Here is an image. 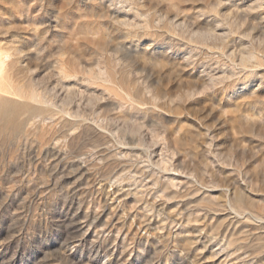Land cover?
Listing matches in <instances>:
<instances>
[{"label":"rangeland","instance_id":"obj_1","mask_svg":"<svg viewBox=\"0 0 264 264\" xmlns=\"http://www.w3.org/2000/svg\"><path fill=\"white\" fill-rule=\"evenodd\" d=\"M0 42V264H264V0H0Z\"/></svg>","mask_w":264,"mask_h":264},{"label":"bare ground","instance_id":"obj_2","mask_svg":"<svg viewBox=\"0 0 264 264\" xmlns=\"http://www.w3.org/2000/svg\"><path fill=\"white\" fill-rule=\"evenodd\" d=\"M219 15V14H218ZM223 19V18H222ZM221 21V20H220ZM219 24V23H218ZM218 26V25H217ZM218 27H220V25L218 26ZM218 29V28H217ZM201 33V32H200ZM207 34V33H206ZM221 34H222V32H221ZM219 35V34H218ZM245 38V37H244ZM9 42V41H8ZM1 43V42H0ZM6 43V42H5ZM14 48V47H13ZM241 49V48H240ZM12 50V49H11ZM17 50V49H16ZM19 51V50H18ZM14 54V53H13ZM18 54V53H17ZM11 55H12V53L10 52V50H8L7 48H6V46H5V48L4 47H0V102H2L3 100L5 101H9V98H10V101H11V99L13 98V97H15V98H22V97H26V98H24L25 100H28L29 101V98H32L33 100H35V98L37 97L36 96V94H38V93H34V92H32V91H27V89L26 90H24V89H22V90H19V91H16L15 89V83L16 82H14L15 80V78H14V60H11ZM13 58V57H12ZM20 63V62H19ZM149 64V63H148ZM212 79V78H211ZM206 80V79H205ZM18 83V82H17ZM17 83H16V85H17ZM24 83V82H23ZM23 83H21V85L22 86H20V87H23ZM19 84V83H18ZM19 87V85H17V88ZM20 87L18 88V89H20ZM34 89V88H33ZM39 96V95H38ZM37 99V98H36ZM16 100V99H15ZM14 100V101H15ZM19 100V99H18ZM3 101V102H4ZM13 100H12V102H14ZM24 101V100H23ZM28 101H26V102H28ZM3 102H2V104H3ZM17 102V101H16ZM19 102V101H18ZM22 102V101H21ZM5 103V102H4ZM7 103V102H6ZM8 104H9V102H8ZM11 104V103H10ZM10 104H9V106H10ZM18 104V103H17ZM16 104V105H17ZM5 106L7 105V104H4ZM13 105V104H12ZM0 106H1V103H0ZM8 107V106H7ZM7 107H5L4 109H6L7 110ZM27 107V106H26ZM10 108V107H9ZM9 110V109H8ZM11 111V110H10ZM4 113V112H3ZM6 113V112H5ZM10 113V112H9ZM23 114V113H22ZM6 116H8V115H6ZM10 116V115H9ZM23 116V115H22ZM5 119H6V117H4ZM225 119V118H224ZM249 119V118H248ZM2 120V119H1ZM0 120V121H1ZM4 120V119H3ZM251 121H252V119H251ZM253 122H255L254 120H253ZM253 122H250V123H253ZM0 123H5V122H0ZM253 124H255V123H253ZM1 125V124H0ZM3 125V124H2ZM2 125L0 126V127H2ZM200 125V124H199ZM3 128L4 127H2L1 129L3 130ZM27 128V127H26ZM0 129V130H1ZM26 131V130H25ZM24 131V132H25ZM1 132V131H0ZM8 134V133H7ZM173 142V141H172ZM44 148V147H43ZM242 150V149H241ZM245 150V149H244ZM246 151V150H245ZM244 151V152H245ZM57 152V151H56ZM55 153V152H54ZM248 153H250V152H248ZM249 155V154H248ZM38 160V159H37ZM179 174V173H178ZM180 174H182V173H180ZM254 174V173H253ZM256 174V173H255ZM184 175V174H183ZM186 175V174H185ZM184 175V176H185ZM178 176V175H177ZM233 176V175H232ZM175 177H176V175H175ZM190 177H192V176H190ZM234 177V176H233ZM182 178V177H181ZM180 178V179H181ZM187 178H189V177H187ZM193 178V180H194V177H192ZM198 178V177H197ZM196 179V178H195ZM195 181V180H194ZM196 181H197V179H196ZM246 182V181H245ZM244 182V183H245ZM249 182V181H248ZM198 183V182H197ZM201 184V183H200ZM249 185V184H248ZM203 186V185H202ZM200 188H201V186H200ZM204 188H205V186H204ZM222 188V187H221ZM249 190V189H248ZM217 191V190H216ZM220 191H221V196L220 197H218L220 200L222 199V195L223 194H226V196L228 197V199H225V200H223L224 202H225V206H226V209H225V212H227L229 215H231V217H232V215H234V217H236L237 218V216L240 214V211L236 208V206L235 205H242L243 203H245L247 200H248V195L246 194V187L245 186H242L241 184H235V185H232V186H227V187H225V188H223V189H220ZM213 193V192H212ZM218 194V193H217ZM212 195V194H211ZM213 197V196H212ZM232 199H233V201L234 202H231L232 201ZM233 203V204H232ZM251 203V202H250ZM253 203V202H252ZM254 204V203H253ZM107 213V212H106ZM244 214V213H243ZM247 214V213H246ZM253 214V213H252ZM241 217L242 216H245V215H240ZM252 216V215H251ZM217 217V216H216ZM255 218L256 216H252V218ZM249 218V217H248ZM258 219H259V221H263V219L262 218H259V217H257ZM256 218V219H257ZM104 219V218H103ZM256 219H254V220H256ZM76 220V219H75ZM74 220V221H75ZM229 220V219H228ZM73 221V222H74ZM76 221H78V219L76 220ZM80 221V220H79ZM76 223H78V222H76ZM79 225V224H78ZM77 225V226H78ZM77 228V227H76ZM224 228V227H223ZM73 237V236H72ZM74 238V237H73ZM72 239V238H71ZM76 239H78L77 237H76ZM75 239V240H76ZM75 240H73L72 239V241L74 242ZM182 240V239H181ZM183 241V240H182ZM71 242V241H70ZM181 242V241H180ZM76 243V242H75ZM75 245V244H74ZM237 245V244H236ZM69 247V246H68ZM64 250V249H63Z\"/></svg>","mask_w":264,"mask_h":264}]
</instances>
